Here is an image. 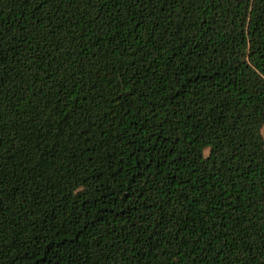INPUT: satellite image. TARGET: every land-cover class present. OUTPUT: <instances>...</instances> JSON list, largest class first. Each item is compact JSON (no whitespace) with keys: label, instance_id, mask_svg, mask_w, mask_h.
Segmentation results:
<instances>
[{"label":"trees","instance_id":"1","mask_svg":"<svg viewBox=\"0 0 264 264\" xmlns=\"http://www.w3.org/2000/svg\"><path fill=\"white\" fill-rule=\"evenodd\" d=\"M264 0H0V264H264Z\"/></svg>","mask_w":264,"mask_h":264},{"label":"rangeland","instance_id":"2","mask_svg":"<svg viewBox=\"0 0 264 264\" xmlns=\"http://www.w3.org/2000/svg\"><path fill=\"white\" fill-rule=\"evenodd\" d=\"M262 133L264 134V126H263V129H262Z\"/></svg>","mask_w":264,"mask_h":264}]
</instances>
